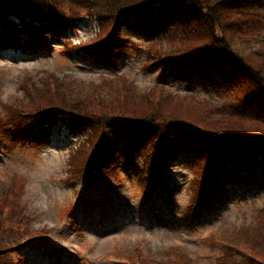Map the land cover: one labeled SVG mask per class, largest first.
<instances>
[{"label":"trees","instance_id":"obj_1","mask_svg":"<svg viewBox=\"0 0 264 264\" xmlns=\"http://www.w3.org/2000/svg\"><path fill=\"white\" fill-rule=\"evenodd\" d=\"M158 13L180 32L173 41L176 48L166 53L152 46L159 41L141 47L123 31L135 27L153 35L165 24L154 23ZM84 18L96 22L94 33L88 39L68 40V31L77 29ZM50 37H63L68 53L111 67V78L122 83L123 93L74 91V80L53 71L39 81L25 75L18 84L22 94L7 102L0 100V145L40 147L48 142L54 126L61 124L79 139L63 166L66 182L84 180L97 190V183L104 181L110 187L119 176V157L128 167L137 155L144 164L148 197L162 187L159 172L169 150L167 129L175 128L185 136L200 176L189 206L193 215L200 206H208L201 191L214 169H225L229 160L243 168L245 162L238 161L237 155L255 162L252 157L258 153L264 159V0H0V51H40ZM134 51L146 54L147 63L164 68L158 78L168 74L184 78L188 76L184 66L193 65L194 72L225 84L233 100L218 105L191 92L166 91L158 83L153 87L158 90L156 98L143 93L128 100L127 94L134 97L129 89L135 84L116 67ZM166 68L169 73L164 72ZM118 138L125 141L122 147L116 143ZM136 170L140 171L137 165ZM13 193L0 192V264H20L8 251L15 252L16 245L45 234L30 228ZM263 210L257 209L259 222L242 230L258 228ZM217 239L227 243L226 257L230 251L242 254V261L234 260V264H264V247L251 252L233 244L227 233ZM180 256L189 259L185 253ZM179 259L170 264H181Z\"/></svg>","mask_w":264,"mask_h":264},{"label":"rangeland","instance_id":"obj_2","mask_svg":"<svg viewBox=\"0 0 264 264\" xmlns=\"http://www.w3.org/2000/svg\"><path fill=\"white\" fill-rule=\"evenodd\" d=\"M157 15L154 23L165 20L163 14ZM160 27L161 30L153 35L135 27L123 31L141 47L151 46L153 40L159 41L152 46L166 53L176 48L173 41L180 32L168 22ZM95 29L96 22L85 18L78 23L76 32H69V40L88 39ZM51 43L52 48L39 52L28 49L0 51V100L7 102L22 94L18 84L23 76L31 75L39 81L49 71L74 80V91L123 93L122 83L111 78L114 75L111 67L91 57L65 54L62 38ZM147 61L146 54H137V51L121 58L117 71L135 84L129 89L134 97L127 94L128 100L143 93L156 98L158 90L153 87L158 82L164 84L166 91L192 92L218 105L233 100L225 84L216 79L211 81L191 67L184 66L187 77L162 79L158 78L160 67ZM167 130L168 149L174 152L163 158L161 173L162 181L171 191L170 204L165 201L162 191L156 192L149 202L143 198L139 177L144 176V164L136 157L140 173L136 174L133 167L122 168L121 180L114 182L104 193L100 204H88L85 209L76 205L75 214L68 203L83 191L84 185L79 180L74 186L66 184L63 166L72 147L79 144L77 137H73L65 126H59L51 132L49 143L41 147L0 145L1 194L13 191L18 208L30 220V228L48 231L45 241H35L26 248L16 249L20 264H122L121 261L126 264H170L174 258H180L181 264L242 261V254L237 251H230L226 257L224 253L228 246L222 239L213 242V237L222 233H227L233 244L251 252L257 253L260 246L263 248L264 220L258 228L252 227L247 233L243 230L259 220L254 218L255 213L264 206V159L255 153L253 158L257 163L246 160L245 168L239 173L245 175L243 180H237V173L229 172L234 167L232 161L226 163L227 168L223 171L217 169L218 179L212 178L206 191L211 206L193 218L186 206L192 196L190 181L194 173L191 170L196 159L185 136L175 128ZM116 143L122 147L125 141L118 138ZM17 183L18 186L13 187ZM10 206L14 207L12 202ZM181 253L189 259L181 258Z\"/></svg>","mask_w":264,"mask_h":264}]
</instances>
